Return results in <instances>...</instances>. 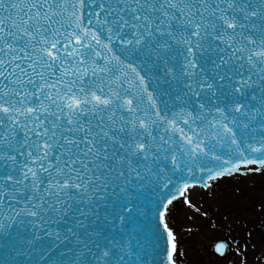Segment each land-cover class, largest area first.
Listing matches in <instances>:
<instances>
[{
	"label": "snow or ice",
	"instance_id": "obj_1",
	"mask_svg": "<svg viewBox=\"0 0 264 264\" xmlns=\"http://www.w3.org/2000/svg\"><path fill=\"white\" fill-rule=\"evenodd\" d=\"M233 177L196 229L264 264V0H0V264H178Z\"/></svg>",
	"mask_w": 264,
	"mask_h": 264
},
{
	"label": "rangeland",
	"instance_id": "obj_2",
	"mask_svg": "<svg viewBox=\"0 0 264 264\" xmlns=\"http://www.w3.org/2000/svg\"><path fill=\"white\" fill-rule=\"evenodd\" d=\"M252 178L233 177L225 178L218 186H214L209 193H201L197 190L193 197V202L196 207L200 208V212L194 209L184 207L181 210L173 213L175 220V230L179 241L180 251L183 253L179 257L182 264H231V253L225 260H220L217 256L212 255L211 246L218 237L213 233H202L196 229V225L205 221L206 217L202 213L207 210L209 213L208 220L216 217L217 204L222 203L223 199L234 196L236 188H244L252 183ZM256 183H260V178H257ZM191 226V233H188L185 228ZM238 259V258H237Z\"/></svg>",
	"mask_w": 264,
	"mask_h": 264
},
{
	"label": "bare ground",
	"instance_id": "obj_3",
	"mask_svg": "<svg viewBox=\"0 0 264 264\" xmlns=\"http://www.w3.org/2000/svg\"><path fill=\"white\" fill-rule=\"evenodd\" d=\"M178 263H179V264H182V263H180V261H179V260H178Z\"/></svg>",
	"mask_w": 264,
	"mask_h": 264
},
{
	"label": "water",
	"instance_id": "obj_4",
	"mask_svg": "<svg viewBox=\"0 0 264 264\" xmlns=\"http://www.w3.org/2000/svg\"><path fill=\"white\" fill-rule=\"evenodd\" d=\"M216 242H217V241H216ZM216 242H215V243H216ZM215 243H214V244H215ZM214 244H213V245H214ZM212 249H213V247H212ZM178 264H179V263H178Z\"/></svg>",
	"mask_w": 264,
	"mask_h": 264
}]
</instances>
